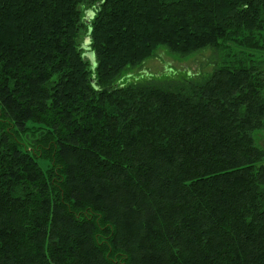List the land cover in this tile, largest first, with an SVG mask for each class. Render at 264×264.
<instances>
[{
	"label": "trees",
	"instance_id": "16d2710c",
	"mask_svg": "<svg viewBox=\"0 0 264 264\" xmlns=\"http://www.w3.org/2000/svg\"><path fill=\"white\" fill-rule=\"evenodd\" d=\"M159 47L226 64L116 85ZM252 50L264 0H0V264H264Z\"/></svg>",
	"mask_w": 264,
	"mask_h": 264
},
{
	"label": "rangeland",
	"instance_id": "374dc122",
	"mask_svg": "<svg viewBox=\"0 0 264 264\" xmlns=\"http://www.w3.org/2000/svg\"><path fill=\"white\" fill-rule=\"evenodd\" d=\"M101 1V0H100ZM85 10L96 9V6H83ZM85 14V13H84ZM86 35L82 42H86ZM88 45V43H87ZM229 50L238 54L239 49L229 44ZM249 52V51H248ZM254 58L261 60L264 67V53L252 50ZM226 50L211 47L200 49L190 55L183 56L167 47H159L155 54L139 66L126 68L116 79V85H157L182 86L187 89L189 83L204 81L217 68L226 64ZM258 147L264 150V128L254 133ZM25 145H30L24 141Z\"/></svg>",
	"mask_w": 264,
	"mask_h": 264
},
{
	"label": "water",
	"instance_id": "95a60500",
	"mask_svg": "<svg viewBox=\"0 0 264 264\" xmlns=\"http://www.w3.org/2000/svg\"><path fill=\"white\" fill-rule=\"evenodd\" d=\"M93 16H94V12H93L92 10L87 11L86 18H87V22H88V23H89L90 20L93 18ZM88 42H89V38L87 37V38H86V44L84 45L85 48L88 47V46H87V43H88ZM87 54H88V56L90 57V59L92 60L93 64H95V63H94V62H95V60H94V53H93V52H88Z\"/></svg>",
	"mask_w": 264,
	"mask_h": 264
},
{
	"label": "bare ground",
	"instance_id": "6f19581e",
	"mask_svg": "<svg viewBox=\"0 0 264 264\" xmlns=\"http://www.w3.org/2000/svg\"><path fill=\"white\" fill-rule=\"evenodd\" d=\"M89 38V37H88Z\"/></svg>",
	"mask_w": 264,
	"mask_h": 264
}]
</instances>
